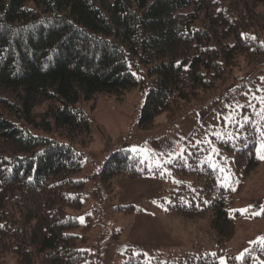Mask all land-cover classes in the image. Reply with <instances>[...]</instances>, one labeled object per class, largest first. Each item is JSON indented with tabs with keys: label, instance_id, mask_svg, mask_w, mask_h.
<instances>
[{
	"label": "trees",
	"instance_id": "obj_1",
	"mask_svg": "<svg viewBox=\"0 0 264 264\" xmlns=\"http://www.w3.org/2000/svg\"><path fill=\"white\" fill-rule=\"evenodd\" d=\"M263 62L264 0H0V264L7 254L14 264L88 262L78 244L86 242L89 225L77 234L81 223L66 211L82 207L85 182L71 175L81 170L83 148L92 140L89 119L75 106L79 100L91 109L99 95L122 101L146 76L149 90L138 117L146 130L162 113L170 118L201 103L239 65L252 69ZM260 119L244 125L247 133L219 141L237 190L259 166L264 109ZM203 151L175 159L180 165L171 173L178 183L167 212L202 222L203 233L224 247L234 234L233 190L200 163ZM148 173L160 175L120 148L106 156L96 178L110 193L113 178ZM117 208L133 211L132 205ZM258 257L264 259L259 242L227 261L253 264ZM122 264L145 261L130 253ZM156 264L218 261L215 254H192Z\"/></svg>",
	"mask_w": 264,
	"mask_h": 264
},
{
	"label": "rangeland",
	"instance_id": "obj_2",
	"mask_svg": "<svg viewBox=\"0 0 264 264\" xmlns=\"http://www.w3.org/2000/svg\"><path fill=\"white\" fill-rule=\"evenodd\" d=\"M139 66L145 71L142 64ZM131 69L136 76H144L137 66L132 65ZM142 83L145 84L141 86ZM149 83L145 76L141 84L124 94L122 101L99 95L94 109L85 100L75 105L87 115L92 138L83 148L81 170L71 175L72 179L85 182L80 192L82 207L66 210L81 223L77 234H82L81 228L89 225L87 240L79 242L78 248L86 252L87 264H122L130 253L141 254L145 264H156L157 259L173 262L192 254H215L218 264H228V256L241 258L258 238L264 237V159L259 158L256 172L237 190L230 157L225 155L219 141L233 140L236 135L248 132L246 123L261 121L264 62L252 69L239 65L212 92L203 94L201 103L191 102L170 118L162 113L149 129L143 130L138 127V117ZM256 99L261 100L259 105L255 104ZM24 128L34 135L45 134L29 126ZM45 135L59 139L54 133ZM262 143L259 140L256 144L257 157ZM120 148L137 155L148 169H158L160 175L115 177L113 190L107 193L96 174L106 156ZM198 150H204L200 163L216 169L219 183L233 190L228 208L234 219V234L224 247L203 233L201 221L184 222L167 212L178 183L177 176L171 173L172 165H180L175 163L177 157ZM120 205H132L133 211L119 210ZM1 261L14 264L10 254ZM253 264H264V259L258 257Z\"/></svg>",
	"mask_w": 264,
	"mask_h": 264
},
{
	"label": "snow or ice",
	"instance_id": "obj_3",
	"mask_svg": "<svg viewBox=\"0 0 264 264\" xmlns=\"http://www.w3.org/2000/svg\"><path fill=\"white\" fill-rule=\"evenodd\" d=\"M132 151H137L136 149H133ZM147 159V157H145ZM258 158L260 159H264V143H262L260 145V150L258 152ZM259 214V213H257ZM258 242L261 244V245H264V237H260L258 238Z\"/></svg>",
	"mask_w": 264,
	"mask_h": 264
}]
</instances>
